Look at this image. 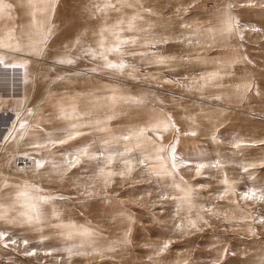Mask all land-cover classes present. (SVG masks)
Masks as SVG:
<instances>
[{"label":"rangeland","instance_id":"rangeland-1","mask_svg":"<svg viewBox=\"0 0 264 264\" xmlns=\"http://www.w3.org/2000/svg\"><path fill=\"white\" fill-rule=\"evenodd\" d=\"M41 7L0 0V95L22 90L26 123L78 134L37 148L25 129L6 159L5 173L46 187L53 204L36 206L39 220L21 200L12 234L22 246L0 250L4 264H264V0ZM117 33L130 42L108 52ZM102 52L126 67H105Z\"/></svg>","mask_w":264,"mask_h":264},{"label":"crops","instance_id":"crops-1","mask_svg":"<svg viewBox=\"0 0 264 264\" xmlns=\"http://www.w3.org/2000/svg\"><path fill=\"white\" fill-rule=\"evenodd\" d=\"M7 63L11 65L9 61ZM20 94L23 95L22 90L19 95ZM19 95H0V234L3 236V238L0 239V250L7 249L8 246H11L12 248L22 246V243L19 240L20 236L12 234L19 227L16 212L19 213L21 200L28 205L35 207L33 211L30 210L28 213L32 214L33 212L35 216L39 217V220L45 215L43 214L42 216L41 208L40 212H37L36 206L42 207L53 204V199L47 198L44 195L46 193L45 190H48L46 187L41 186L38 183H21L15 181V177L12 173H5L3 165L6 159L9 158L10 152L14 149L18 150V144L21 139L20 137L25 129L28 130L27 133L29 134V140L33 139V142L35 143L34 147H36V145H44L41 144L42 142H45L46 146L49 140L66 139L64 133H67V130L63 131L62 127L59 124L55 125L52 120H33L26 123L25 118L27 111L21 107L27 102L24 97ZM56 99L57 98H54V100ZM23 113L25 114L23 115ZM37 114L38 112H36L35 115ZM71 116L73 117V114H70V118H72ZM77 117L78 114L75 113V118ZM21 123L25 125L24 128L20 127ZM30 134L33 137H30ZM46 156L47 154L43 155L42 153L40 155V157L43 158ZM50 156L52 155L49 154L48 157ZM36 188H39L41 191L36 192ZM29 191L34 192L33 197H29ZM27 192L29 193L24 195V193ZM21 195L26 196L27 198L21 199ZM36 197H39L40 199H36ZM11 241H15V243H12Z\"/></svg>","mask_w":264,"mask_h":264},{"label":"snow or ice","instance_id":"snow-or-ice-1","mask_svg":"<svg viewBox=\"0 0 264 264\" xmlns=\"http://www.w3.org/2000/svg\"><path fill=\"white\" fill-rule=\"evenodd\" d=\"M40 3L41 4H43V5H45V7H41V8H39L38 9V11L40 12V14L41 15H44L46 12H47V7H46V5H47V0H40ZM106 7H113V5H111V4H107L106 5ZM53 9H54V5H53ZM32 22L35 24L36 23V19H35V13H33V20H32ZM132 30V24H131V22L129 23V31H131ZM48 31L50 32L51 31V29H48ZM106 31H108V29H106V28H103V29H101V34H103L104 32H106ZM117 35V43H116V45L114 46V47H109L108 49H107V51L108 52H118V51H120V46L121 45H123V44H127V43H129L130 41H128V40H121V39H119V34L117 33L116 34ZM43 42V40H41L40 41V43H42ZM132 43H134V41H131ZM166 42V41H165ZM103 39H101V41H100V45H101V48L103 49ZM3 47H7V45L6 44H4L2 41H0V48H3ZM16 50H19V48H17ZM87 54H91L92 55V57H93V59H95L96 58V53L95 52H89V53H87ZM101 55L103 56V52L101 53ZM103 58L105 59V61H106V63H105V67H107V68H119V69H123V68H125L126 67V65L123 63V62H121L119 65H117V64H113V63H110V62H107V57L106 56H103ZM59 63H61V64H63V63H69V64H71V63H73L74 61L72 60V59H68V60H60V61H58ZM161 62H163V61H161ZM214 77V74H209V76L207 77V78H205L204 76H201L199 79L201 80V81H204L205 83H209L210 81H211V79ZM191 84H195V83H197V81H192V82H190ZM201 86H203V85H201ZM119 99H123V100H125L126 102H127V98H123V97H121V98H119ZM110 102L111 103H116L117 102V97H115V96H113V97H111L110 98ZM132 102H134V103H140L141 101H132ZM20 127L21 128H24L25 127V125L23 124V123H21L20 124ZM68 135H67V138L66 139H61V140H49V145H52V146H55L56 144H61V145H63V144H65V143H67L68 141H70V140H72V139H74L75 138V135H73V133H75V128L74 127H72V128H69L68 130ZM144 129H140L139 131H137V132H134V133H132V136H135V137H137V138H139V137H142L143 136V134H144ZM75 134H78V133H75ZM131 137L130 136H128V135H126V136H124L123 137V139H125V140H128V139H130ZM262 143H264V142H262ZM36 147H45V145H36ZM159 151H163V149H159ZM70 155L72 156V159H71V161L69 162V161H65V163L66 164H68L69 165V167H75L77 164H79L80 163V157H82V156H88L89 155V150H88V148H86V147H83V148H79V149H77V152L75 153V154H71L70 153ZM91 159H95L96 157L95 156H91L90 157ZM108 159H109V163H111V157L109 156L108 157ZM36 167L37 168H41V167H43V162H41V161H37L36 162ZM54 167H56L58 170H59V165H54ZM173 167H175V164H173ZM201 167H203V165H201ZM249 167H255V165L254 164H250L249 165ZM101 171H103V169H101ZM129 171H131V166H129ZM113 173H110V175H112ZM120 175H124V173H120ZM35 191L36 192H39V191H41L39 188H36L35 189ZM27 193H24V195H26ZM255 193H253V195H254ZM247 198H251V197H247ZM36 199H40L39 197H36ZM3 238V236H2V234H0V239H2ZM12 243H15V241H11ZM24 243H27V241H25ZM168 247V245L167 244H165L164 245V248H167ZM161 251H163V249H161ZM27 254H29V255H33L34 254V252L33 253H27Z\"/></svg>","mask_w":264,"mask_h":264},{"label":"built area","instance_id":"built-area-1","mask_svg":"<svg viewBox=\"0 0 264 264\" xmlns=\"http://www.w3.org/2000/svg\"><path fill=\"white\" fill-rule=\"evenodd\" d=\"M16 168L28 169L32 166L33 160L32 157H16L14 160ZM0 264H4V261L0 259Z\"/></svg>","mask_w":264,"mask_h":264},{"label":"bare ground","instance_id":"bare-ground-1","mask_svg":"<svg viewBox=\"0 0 264 264\" xmlns=\"http://www.w3.org/2000/svg\"><path fill=\"white\" fill-rule=\"evenodd\" d=\"M32 168V167H31ZM34 168V167H33Z\"/></svg>","mask_w":264,"mask_h":264}]
</instances>
